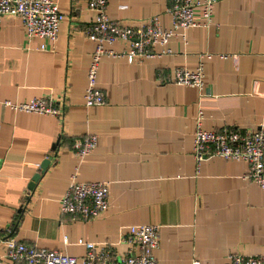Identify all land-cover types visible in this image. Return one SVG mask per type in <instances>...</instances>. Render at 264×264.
<instances>
[{"label":"crops","instance_id":"0c3cea01","mask_svg":"<svg viewBox=\"0 0 264 264\" xmlns=\"http://www.w3.org/2000/svg\"><path fill=\"white\" fill-rule=\"evenodd\" d=\"M53 1L63 15L54 42L26 40L16 17L0 25V264H21L7 259L8 239L76 259L87 242L124 254L121 237L133 225L159 227L158 264L264 255V193L244 178L247 165L211 158L198 166L192 156L199 111L207 131L264 130V0H217L213 24L187 30L186 44L172 39L171 55L133 64L102 58L97 88L105 104L91 109L84 95L96 44L84 31L93 13L84 0ZM168 5L108 0L107 14L128 27L157 16L171 28ZM200 63L202 91L168 80L175 69L194 71ZM47 96L64 100L62 119L3 105ZM87 134L97 136L96 148L78 159L73 142ZM45 159L51 162L30 191ZM73 175L108 183L101 217L83 222L61 214Z\"/></svg>","mask_w":264,"mask_h":264},{"label":"built area","instance_id":"2783aa9c","mask_svg":"<svg viewBox=\"0 0 264 264\" xmlns=\"http://www.w3.org/2000/svg\"><path fill=\"white\" fill-rule=\"evenodd\" d=\"M93 13L91 23L84 34L96 44L92 60L87 69V87L84 95L85 109L105 104L103 93L97 88L100 61L104 57L125 59L128 63H142L171 55L168 47L174 38L184 44L186 31L191 28H207L213 24L214 7L217 0H168L165 12L170 16L172 26H162L157 16L146 25L128 27L112 21L107 14L108 0H84ZM200 9V16L195 10ZM7 17L20 19L26 40L38 38L54 42L63 20L57 4L53 0H0V25ZM116 43H123L121 52L108 49ZM41 50H44L42 45ZM158 49V50H156ZM210 58V55H206ZM220 58H224L220 56ZM171 83L202 91L204 68L200 63L194 71L175 69L168 79ZM3 105L14 112L63 118L64 100L51 96L34 98L23 103ZM203 113L198 112L196 131L193 139L192 156L199 166L211 158L225 161L243 162L247 165L244 178L254 183L264 193V130L253 132L223 127L219 131L202 128ZM97 145V136L87 134L73 142V154L83 159ZM40 168L39 166H37ZM109 185L104 182H79L73 175L66 195L61 199L60 212L83 222L101 217L108 208ZM126 235L121 241L129 248L124 254H117L109 245L85 243V255L80 259L66 254L35 248L13 239L6 241L7 259L21 264H158L154 252L159 248V227L156 225H133L125 228ZM1 241V239H0ZM190 264H203L194 259ZM225 264H264V255L243 256L230 254Z\"/></svg>","mask_w":264,"mask_h":264},{"label":"water","instance_id":"95a60500","mask_svg":"<svg viewBox=\"0 0 264 264\" xmlns=\"http://www.w3.org/2000/svg\"><path fill=\"white\" fill-rule=\"evenodd\" d=\"M51 162V159H45L41 164H40V172L37 173L31 180V183L28 186V189L30 191H33L41 174H43L45 172V170L48 168L49 164Z\"/></svg>","mask_w":264,"mask_h":264}]
</instances>
